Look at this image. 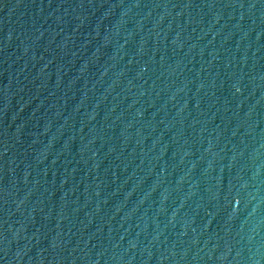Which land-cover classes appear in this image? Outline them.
Segmentation results:
<instances>
[{
    "label": "water",
    "instance_id": "1",
    "mask_svg": "<svg viewBox=\"0 0 264 264\" xmlns=\"http://www.w3.org/2000/svg\"><path fill=\"white\" fill-rule=\"evenodd\" d=\"M0 264H264V0H0Z\"/></svg>",
    "mask_w": 264,
    "mask_h": 264
}]
</instances>
